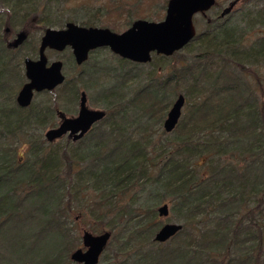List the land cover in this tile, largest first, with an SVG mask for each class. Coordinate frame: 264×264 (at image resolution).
I'll list each match as a JSON object with an SVG mask.
<instances>
[{
    "label": "trees",
    "instance_id": "16d2710c",
    "mask_svg": "<svg viewBox=\"0 0 264 264\" xmlns=\"http://www.w3.org/2000/svg\"><path fill=\"white\" fill-rule=\"evenodd\" d=\"M42 2L10 0L6 4L9 11L0 12V18L6 17L0 26V30L6 29L0 38V242H7L3 249L11 259L19 258L10 264H70L80 244V238L71 235L77 225L74 219H82L85 213L75 207L77 197L75 201L71 186L77 168L68 154L64 152L60 159L56 153L47 154L46 142L36 139L32 142L35 152L25 163L19 161L16 144L33 126L45 127L47 120L55 117L57 93L64 91L73 99L79 91L67 82L50 94L56 99L51 106L32 112L28 119L21 117L15 100L23 84L21 65H14L9 56L16 51L8 47L13 33L7 29H15L13 19L20 15L38 16L27 23L33 30L62 27L64 23L109 29L113 16L122 13L113 9L145 4V0H53V5L47 0L40 9ZM57 9L62 20L53 21L51 15H56ZM68 12L71 15L65 19L63 14ZM80 13L83 18L77 17ZM142 13L139 11L137 19L151 21L154 17ZM209 24L213 31L206 38L212 37L223 52L236 53L234 61L226 59L223 52L203 53L187 68H179L180 62L168 75H150L147 80L139 71L133 76V71L124 69L126 73H120L119 78L115 75L117 83L100 98L107 116L89 134L95 137L89 140L87 135L74 143L82 152L75 166L80 167L78 181L99 195L100 202L90 211L102 219L99 212L107 208L108 217L113 218L109 231L104 232L112 233L106 252L121 244L116 254L125 256L123 264H264L263 85L257 74L226 72L228 63L244 72L243 60H264V39L238 52L246 47L249 32ZM216 59L224 61L226 69L212 71ZM201 61L206 63L198 64ZM257 66L263 65L253 67ZM183 91L184 116L173 136L162 132L168 138L166 145L158 146L151 132L165 124L170 96H181ZM15 110H19L18 115ZM161 147L165 150L158 153ZM62 171H66L64 178L59 175ZM144 180V186L149 184L153 189L157 205H172L176 222L183 226V231L165 245L154 242L163 227L155 209L129 208L126 212L121 206L127 194ZM118 255L112 264L119 263Z\"/></svg>",
    "mask_w": 264,
    "mask_h": 264
},
{
    "label": "rangeland",
    "instance_id": "374dc122",
    "mask_svg": "<svg viewBox=\"0 0 264 264\" xmlns=\"http://www.w3.org/2000/svg\"><path fill=\"white\" fill-rule=\"evenodd\" d=\"M51 1H52V4L55 5V2H53V0ZM168 1L169 0H158V1L157 0H145V4L143 7H136V5L134 4V7L132 8L113 9V10H117L122 13H120L119 15L113 16L114 21L110 24L109 29L112 32H115L117 34L124 33L126 30H128L127 29L128 27L129 28L132 27L133 24L130 25L131 27L129 26L131 22L134 23L133 21H139V19H137L138 15H140L139 11H143L142 14L151 13L154 15L151 21L149 19H147L146 21L153 22V23L162 22L164 21L166 17V13H165L166 7H167L166 2ZM233 1L234 0H217V6L213 8L212 10H210V12L206 14V16L199 14V16L195 18L194 23H195L196 33L198 34V37H197V40L192 42L188 48L184 49L183 51H180L179 53L175 54L173 57H168V58L158 56V55L157 56L152 55L153 60L151 63L147 65L134 66L127 62H123L116 55H113L109 49H103V50H99V51L92 53V55L89 58V62L81 69L77 68L75 61L73 59V51L71 49H68L67 51L62 52V53L48 51L47 58L49 62L51 63L62 61L64 63L63 72H64V75L66 76L67 82L70 83V85H73L72 87L74 89L76 88V92L79 91L80 93V92L85 91L87 93L88 103L90 104V108L92 110H100L104 112V106L102 103H100V98L105 93L104 91L106 89H112L115 86L117 81H116V78L115 79L113 78L115 77V75H117V78H119V75H121L120 73L125 72L124 69H126V71H133L131 73L132 75L133 73L136 75L137 71H139L140 74L142 75V78L147 80L148 76L150 75H154L157 78L168 75L170 73V70L173 68L172 66L180 62H181L180 66H178L179 68L181 67L187 68V66L193 65L192 59L195 56H201L203 53H213L214 52L218 54L219 52H223L224 48H222L218 44H214L212 42V37L206 38V34H211V31H213V29H209L208 25H210L209 24L210 22L211 23L215 22L213 26H216L217 28L221 27V25H227L229 28L238 27L239 30L243 33L249 32L247 33V37L245 39L246 47H244V49H240V51L238 52H243L247 47L248 48L252 47L255 41L264 39V26L262 25L264 22V17L259 16L260 14L264 15V0H243L234 9L235 11L232 13V15L226 18L220 19V16L223 13V10L229 7V5ZM9 2L10 0H5L3 1V3L0 2V12L1 13L9 11L8 6L6 5ZM46 2L47 0H43V2L40 5L41 7L39 8L40 9L44 8L46 6ZM147 3H149L151 6H145ZM11 10L13 11V9ZM54 12L56 15H51L52 20L57 21L58 19H61L60 16H62V14H58V9L55 10ZM40 14L41 13H39V15ZM63 15H65V19H69V16L71 15V13L68 12V14H63ZM4 17L5 16L3 15L0 18V26L5 21ZM36 17L38 16H32V17L23 16V15L17 16L16 18L13 19V23L14 22L16 23L15 29L10 28V31H11L10 34L13 33V37L11 38L10 42L14 41L15 36L21 32L27 31L29 33V39L27 40L26 44L22 46L23 48L16 50L15 53L13 52L12 55H9L12 59L15 60L13 62L14 65L16 64L21 65L20 66L21 68H19V74H21L23 78V84L20 90L27 83L24 61L27 58L31 59L32 61H38V58H39L38 50L40 48V44L42 41L41 39L43 38V36L45 35L47 31V30L42 31L39 29L33 30L30 28L29 29L27 28L28 27L27 23H29V21L35 20ZM77 17L83 18L82 13H80ZM251 22L254 23V26L253 25L249 26L251 25ZM66 24L67 23H64L62 27H60V25L47 27V29H53L57 31L64 30ZM77 25L79 26V24ZM113 27H117L118 30L115 31ZM4 30H6L5 27L4 29L0 30V38L3 37ZM223 54L226 59H232L233 61L234 59H236V56H234V54L236 53L223 52ZM202 63H206V62L201 61V63H198V64H202ZM212 63H214L213 64L214 68L212 71H215V72H217L219 68L223 69V67L224 68L226 67L225 65H223L226 63L218 59H216ZM242 64H243L242 66L245 67L244 72H242V70L236 65H231L229 63L227 64V69L225 68L226 72H230L233 74L235 73L236 75H241V73H243L244 75L245 74L246 75L247 74L248 75L257 74L260 83L263 85L262 92H264V60H261L259 57H256V59L255 57H253L252 59L243 60ZM256 64H262L263 66H257L256 68H254L253 66H255ZM258 69H259V72L257 73L256 70ZM97 77L99 78L101 77V78L97 79ZM258 78L255 77L253 80L257 81ZM249 80L251 79L249 78ZM128 91L129 90L126 89L125 93L127 94ZM132 92L133 91H131V93ZM18 93L15 95L16 96L15 100L18 97L17 96ZM51 93L53 92L47 93V95H44V93H42V94H39V96H36L32 106L28 110H24L20 108L21 110L20 116L24 117L25 119H28L32 112H39L41 107L45 108V107L51 106L52 102L56 100L55 97L50 95ZM57 94L59 95V101H57L58 112L60 113L63 112L66 114V116H69V117L77 116V113L79 111V105H80L79 100H78L79 97L75 96V97H72L74 100L70 99L71 97L69 98V96L71 94L68 95L64 91H61V93L59 92ZM181 95L185 97L186 94L183 91ZM178 96L180 95L170 96V100L172 104L168 108V113L170 112L172 106L177 101ZM260 96H262V98L264 99V93H261ZM70 101L72 102L70 103ZM184 108H183V114H182L183 116L185 112ZM31 109L33 110L30 111ZM15 111H16L15 112L16 115H18L19 110L18 111L15 110ZM47 123L49 124H47L45 127L33 126L30 129L29 133L23 134L20 137V141L16 143L17 150H19V154H20L19 161L25 162V163L29 162L28 160L31 158L32 153L35 152L34 150L35 148L33 147L32 142L36 141V139L41 140V141L43 140L46 142L45 147L49 149L46 151L47 154L56 153V155H58L59 156L58 158L60 159L62 158V155L64 154V152H66L69 158L74 163L73 168L74 169L77 168L76 175H78L80 167H75V166L77 165V163L79 164L80 159H79L78 153H82L80 152L81 148L77 147L78 144L70 145L69 144L70 141L68 140V138H64L63 140L55 142L52 145L49 144L46 141L45 134L48 131L57 128V126L60 124V120H59V117L57 116V113L55 114V117L48 119ZM162 132H164L163 124L161 125L160 128L159 127L153 128V131L151 132L153 136L152 138L154 139V143L157 144L158 146L166 145L165 139L168 137H164ZM96 134H98V132H96L94 135ZM91 135H89V138H88L89 140L95 137ZM169 135H172V134H169ZM147 136H150V135H147ZM163 150L165 149L158 148L157 152L160 153ZM65 173L66 171H62L59 174L60 177L64 178L63 176ZM76 175L74 177V182L72 183V186H71V192L73 194V197L75 198V201L77 197V201H76L77 203L75 204V207L82 208L84 211L83 213H85L84 214L85 216L82 219H79V218L74 219L77 225L73 227V232L71 235H72V238H75V239L80 238L79 247L74 252L83 248L82 238H83L84 232H88V233L90 232L94 234L95 236H100V234L109 231V228L111 227L112 221H113L112 216L108 217L107 215L108 214L107 208H103L101 212H99L101 215H103L102 219H98V217L96 218L92 214L91 211L95 209L97 202L98 203L100 202L98 200L99 195H96V193L93 191V188L92 187L90 188V185L87 184L86 186L85 183H80L78 181V179L80 178ZM145 182L146 180L141 182V184L139 183L138 189L136 188V190L134 189L129 194H127L121 206L125 208V211L126 209H129V208L131 209L135 208V209H141V210H145L147 208L151 210L155 209L157 211V220L159 224H161V226L164 227L166 224H175V225L178 224L172 213L173 211L172 205L168 203H164V204L162 203L158 206L157 203L153 199V196H154L153 189L150 188L149 184L144 186ZM76 192H77V195H76ZM106 199L107 197L104 198L105 206H107ZM164 205H168L169 216L165 219H162L159 217L158 211H159V208L163 207ZM115 214L116 216L118 215L117 212ZM136 220L139 221V219L137 218ZM4 243L5 244H2L0 242L1 244L0 245V264H10L9 262H14L18 260L19 258L17 257H13L14 259H11V257L7 255V251H4L3 248L5 247H3V245H8V244L6 241H4ZM120 246L121 244L113 245L112 250L110 252L105 251L104 254L102 255L100 264H112L113 262H117L116 260H114V257L118 255L116 254V251L118 248H120ZM148 247L151 248V246H148ZM118 257H119L118 264H123L125 260V256L121 258V256L118 255ZM70 261H71L70 264H75L72 262V260Z\"/></svg>",
    "mask_w": 264,
    "mask_h": 264
},
{
    "label": "water",
    "instance_id": "95a60500",
    "mask_svg": "<svg viewBox=\"0 0 264 264\" xmlns=\"http://www.w3.org/2000/svg\"><path fill=\"white\" fill-rule=\"evenodd\" d=\"M243 0H234L223 10L220 19L226 18L235 11ZM217 6V0H169L166 7V17L162 22L135 21L131 28L122 34L109 29L79 27L74 23L66 25L64 30L48 29L41 39L38 61L27 58L25 74L27 83L18 94L17 106L28 110L35 97L42 93H50L66 81L63 74V63L55 62L49 65L47 53L55 51L62 53L71 49L78 64L88 62L89 55L97 50L109 49L113 55L133 64L147 65L152 62V55L173 57L188 48L198 34L194 19L199 14L206 16ZM28 38V32L20 33L15 41L9 45L16 50L22 47ZM79 116L73 119L58 114L60 124L45 134L49 144L63 140L67 135L73 142L81 141L91 131L95 124L106 119L107 114L100 110L92 111L88 108L87 95L81 98ZM186 99L181 95L172 106L164 124V131L168 134L178 127L183 114ZM159 217L169 216L168 205L159 208ZM183 231L179 224H166L156 234L154 242L165 245ZM112 239V233H102L95 236L84 232L83 248L72 253L71 260L75 264H100L102 255L107 250Z\"/></svg>",
    "mask_w": 264,
    "mask_h": 264
},
{
    "label": "flooded vegetation",
    "instance_id": "af4514ba",
    "mask_svg": "<svg viewBox=\"0 0 264 264\" xmlns=\"http://www.w3.org/2000/svg\"><path fill=\"white\" fill-rule=\"evenodd\" d=\"M65 29V28H64ZM7 31H8V33H10V30H8L7 29ZM22 33V32H21ZM20 34V33H19ZM19 34H17L16 36H15V39L17 38V36L19 35ZM15 41V40H14ZM11 43H13V41L12 42H10L9 43V45L11 44ZM25 45V44H24ZM23 45V46H24ZM41 45V44H40ZM9 47V46H8ZM21 48V47H20ZM19 49V48H18ZM13 50V49H12ZM17 50V49H16ZM15 50V51H16ZM68 50V49H67ZM39 51V50H38ZM50 51V50H49ZM97 51H99V50H97ZM40 52V51H39ZM52 52H55V51H52ZM94 52H96V51H94ZM94 52H92V53H94ZM57 53V52H56ZM92 53L89 55V58H90V56L92 55ZM73 59H74V56H73ZM89 60V59H88ZM74 61H75V59H74ZM124 61V60H123ZM48 62H49V60H48ZM62 62V61H61ZM89 62V61H88ZM88 62H86V63H84V64H82V66H78V64L76 63V61H75V64H76V66H77V68H79V69H81L82 67H84ZM55 63V62H54ZM63 63V62H62ZM51 64H53V63H51V62H49V65H51ZM63 69H64V63H63ZM63 72V71H62ZM63 74H64V72H63ZM65 76V75H64ZM65 78H66V76H65ZM67 84V79H66V81L64 82V85H66ZM64 85H62L61 87H63ZM24 87V86H23ZM61 87L60 88H58V90L59 89H61ZM22 90V89H21ZM20 90V91H21ZM19 91V92H20ZM55 91H57V90H55ZM55 91H53V92H55ZM79 93V92H78ZM83 93H85L86 95H87V93L85 92V91H83V92H80L79 94H78V97H79V104H80V102H81V98H82V95H83ZM19 94V93H18ZM44 94H47V93H44ZM18 96V95H17ZM37 96H39V95H37ZM36 98V97H35ZM17 99H18V97H17ZM69 102V101H68ZM70 103H71V101H70ZM16 104H17V100H16ZM87 104H88V108L90 109V110H92L91 108H90V104L88 103V95H87ZM32 106V105H31ZM80 107H81V104L79 105V111H78V113H77V116H73V117H69V116H66V114L65 113H61V114H63V115H65L67 118H69V119H73V118H76V117H78L79 116V112H80ZM92 111H95V110H92ZM105 112V111H104ZM58 114H60V112H57V116H58ZM59 117V116H58ZM59 120H60V117H59ZM103 122V121H102ZM102 122H100V123H102ZM100 123H97V124H95V126L91 129V131H89L86 135H85V138L87 137V135H89L94 129H95V127L96 126H98ZM59 126V125H58ZM58 126H57V128H58ZM69 135H67V136H65L64 138H68V140L70 141V142H72L73 144L74 143H79V142H81V141H83L84 139H82L81 141H78V142H73V140L72 139H70L69 137H68ZM63 138V139H64Z\"/></svg>",
    "mask_w": 264,
    "mask_h": 264
}]
</instances>
